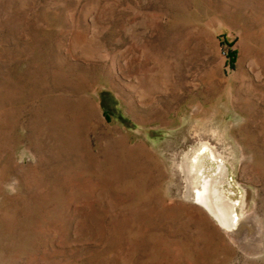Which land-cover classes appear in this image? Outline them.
<instances>
[{
    "label": "rangeland",
    "instance_id": "obj_1",
    "mask_svg": "<svg viewBox=\"0 0 264 264\" xmlns=\"http://www.w3.org/2000/svg\"><path fill=\"white\" fill-rule=\"evenodd\" d=\"M0 264H264V0H0Z\"/></svg>",
    "mask_w": 264,
    "mask_h": 264
},
{
    "label": "bare ground",
    "instance_id": "obj_2",
    "mask_svg": "<svg viewBox=\"0 0 264 264\" xmlns=\"http://www.w3.org/2000/svg\"><path fill=\"white\" fill-rule=\"evenodd\" d=\"M191 163L188 172L196 183L193 188L194 204L202 207L228 235L238 236L242 219L236 214V202L225 189L229 174L227 165L219 162L216 169H211L207 167L205 158L198 155Z\"/></svg>",
    "mask_w": 264,
    "mask_h": 264
},
{
    "label": "trees",
    "instance_id": "obj_3",
    "mask_svg": "<svg viewBox=\"0 0 264 264\" xmlns=\"http://www.w3.org/2000/svg\"><path fill=\"white\" fill-rule=\"evenodd\" d=\"M227 57H228L230 66H233V64L235 63V59H236V52L235 51L228 52Z\"/></svg>",
    "mask_w": 264,
    "mask_h": 264
}]
</instances>
